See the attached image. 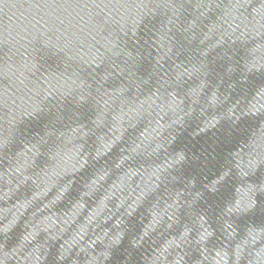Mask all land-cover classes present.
I'll return each mask as SVG.
<instances>
[{"label":"water","instance_id":"water-1","mask_svg":"<svg viewBox=\"0 0 264 264\" xmlns=\"http://www.w3.org/2000/svg\"><path fill=\"white\" fill-rule=\"evenodd\" d=\"M0 264H264V0H0Z\"/></svg>","mask_w":264,"mask_h":264}]
</instances>
